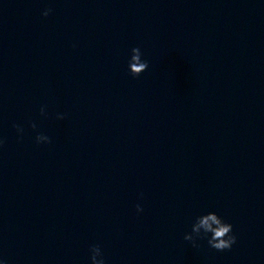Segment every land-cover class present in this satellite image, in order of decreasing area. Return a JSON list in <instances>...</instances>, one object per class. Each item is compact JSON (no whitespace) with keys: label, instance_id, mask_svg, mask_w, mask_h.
Segmentation results:
<instances>
[{"label":"clouds","instance_id":"1","mask_svg":"<svg viewBox=\"0 0 264 264\" xmlns=\"http://www.w3.org/2000/svg\"><path fill=\"white\" fill-rule=\"evenodd\" d=\"M52 9L46 8L42 11V16L47 17L51 14ZM142 52L139 47H133L130 50V56L128 59V71L131 76L138 78L149 68L147 60L142 59ZM40 114L45 115V108L41 107ZM65 116L63 114H57V119L63 120ZM13 127L20 138L23 136L24 128L19 124H14ZM30 127L35 130L36 124L32 123ZM35 142L37 145L50 144L52 142L51 137L46 134L38 133L35 136ZM3 139H0V147L3 146ZM141 194V198H142ZM143 208L137 204L136 212L141 213ZM207 239L208 246L216 251L231 250L232 246L236 243L237 237L233 231V225L226 222L221 216L215 212H208L206 214L197 216L195 222L192 224L191 232L185 233L184 240L192 243L193 247H198L197 240ZM90 264H106L100 245L94 244L89 248ZM0 264H6V262L0 261Z\"/></svg>","mask_w":264,"mask_h":264}]
</instances>
